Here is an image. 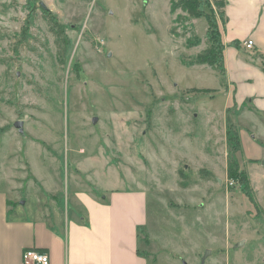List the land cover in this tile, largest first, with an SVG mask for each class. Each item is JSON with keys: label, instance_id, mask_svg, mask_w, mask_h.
Returning a JSON list of instances; mask_svg holds the SVG:
<instances>
[{"label": "rangeland", "instance_id": "1", "mask_svg": "<svg viewBox=\"0 0 264 264\" xmlns=\"http://www.w3.org/2000/svg\"><path fill=\"white\" fill-rule=\"evenodd\" d=\"M170 1L0 0V169L25 215L43 182L62 210L74 188L143 185L156 264H264V110L230 108L222 75L189 63L208 24Z\"/></svg>", "mask_w": 264, "mask_h": 264}, {"label": "crops", "instance_id": "2", "mask_svg": "<svg viewBox=\"0 0 264 264\" xmlns=\"http://www.w3.org/2000/svg\"><path fill=\"white\" fill-rule=\"evenodd\" d=\"M224 1V23H220L222 77L226 94L233 95L230 108L237 110L247 101L250 107L246 112L252 109L251 102L264 110V72L260 64L264 61V0ZM248 39L253 41L252 48L244 46ZM2 175L0 264H23L25 249L46 252L50 264L157 263L152 253L147 254L140 246L148 212L143 185L136 182L134 188L110 186L100 196L74 188L62 210L60 202L54 199L61 193V187L43 182L35 190L46 195L45 199L37 201L32 215H25L17 207L21 204L15 202L21 186L15 183L17 176L12 177V171L1 168ZM152 240L145 237L147 245Z\"/></svg>", "mask_w": 264, "mask_h": 264}, {"label": "trees", "instance_id": "3", "mask_svg": "<svg viewBox=\"0 0 264 264\" xmlns=\"http://www.w3.org/2000/svg\"><path fill=\"white\" fill-rule=\"evenodd\" d=\"M212 1L214 6L219 10L220 15L223 17L224 20L223 8L225 6V1L224 0H212ZM170 4H171L170 6L171 13L180 10L188 14L190 17L203 18L207 21L208 29L206 36L208 37L209 47H207L203 53L197 54L192 60L189 61V63L206 64L208 66H213L223 76L224 60H223V40L221 33L222 31L220 24L218 23V20L214 17V14L212 13V9L210 7V3L208 2V0H171ZM43 14L46 18H48L50 25L56 34L58 31H61L60 23L55 19V17H53L49 9L43 8ZM66 43L67 41H64V44ZM261 69L264 72V66H261ZM226 122H227V130H226L227 146L229 143L228 140L229 141L231 140L233 141L232 146H236L239 148L237 134L234 131V129H231V126L233 128L235 124L230 119V117L226 118ZM228 149H230L229 146ZM228 175L230 177H235V175L233 174V170L231 168H230V172H228ZM246 180L247 179H245L244 176L240 177V181L243 182L244 185L247 183Z\"/></svg>", "mask_w": 264, "mask_h": 264}, {"label": "built area", "instance_id": "4", "mask_svg": "<svg viewBox=\"0 0 264 264\" xmlns=\"http://www.w3.org/2000/svg\"><path fill=\"white\" fill-rule=\"evenodd\" d=\"M246 48H252L253 41L248 39L244 41ZM23 264H50L49 256L46 252L35 249H25L22 252Z\"/></svg>", "mask_w": 264, "mask_h": 264}, {"label": "water", "instance_id": "5", "mask_svg": "<svg viewBox=\"0 0 264 264\" xmlns=\"http://www.w3.org/2000/svg\"><path fill=\"white\" fill-rule=\"evenodd\" d=\"M39 5L41 6V7H44V8H46L45 6H44V4L40 1L39 2ZM23 120H16V121H14V123H13V126L15 127V128H17V130H18V132L19 133H23ZM243 244V241H240L239 243H237V247L238 246H241ZM207 252H209V251H207Z\"/></svg>", "mask_w": 264, "mask_h": 264}]
</instances>
